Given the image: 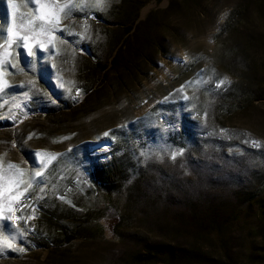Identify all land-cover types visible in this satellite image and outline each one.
<instances>
[{
    "label": "rangeland",
    "instance_id": "rangeland-1",
    "mask_svg": "<svg viewBox=\"0 0 264 264\" xmlns=\"http://www.w3.org/2000/svg\"><path fill=\"white\" fill-rule=\"evenodd\" d=\"M43 2L59 23L29 56L0 0V264H174L135 259L154 242L219 264V231L220 264H264V0Z\"/></svg>",
    "mask_w": 264,
    "mask_h": 264
},
{
    "label": "trees",
    "instance_id": "trees-1",
    "mask_svg": "<svg viewBox=\"0 0 264 264\" xmlns=\"http://www.w3.org/2000/svg\"><path fill=\"white\" fill-rule=\"evenodd\" d=\"M173 2H174V0H169L168 8L172 6ZM152 16H153V14H152V12H150L143 21L138 22V24L135 25L134 29L135 28L139 29V27H141V25H146L150 21ZM134 18H135V15L131 19V22L134 20ZM124 28H125V32H128L129 30L132 29V26L128 25L127 27H124ZM136 35H138L139 38L141 37V36H139L140 35L139 33H136ZM141 38L143 39V44H145V46H146V43H147L146 37H141ZM144 38H145V41H144ZM136 50L139 51L140 48H139V50L136 48ZM136 50H134V52H136ZM114 64L116 65L117 62L115 61ZM129 169H134V162L131 159L130 154L124 152L120 156L111 157L110 160H108L107 162H104L102 164H98L95 167L94 178L96 179V181L98 182L99 185L102 183L103 187L106 190H111L112 185H114V183L118 181L119 176H123L124 174L126 175V173L128 172ZM216 222H217L218 226L221 228V230L223 228L229 229V225H225V223H221L219 221H216ZM218 234H220L219 235L220 238H218V239H219V241H221V244H220L221 254H220V257L218 258L217 263H219V262L222 263V261L225 257L230 259L231 254H230V248L224 242V236H223L222 231L221 232L219 231ZM151 244L152 245L147 246L146 253H140L139 252L138 254H136V256H134L138 262H145L146 260H149V259H151L152 261H160L161 260L160 257L163 256L164 258H167L169 260V262H167V263L178 264V261H181L179 259L182 256H183L182 258H184L185 261L188 262L189 259H191V257L202 253L201 251L199 252V251H196L195 249H193V250H189L190 252L184 256L183 250H181L177 246L171 245L169 243L154 242ZM202 254H204V253H202ZM204 255H206V254H204ZM220 259H222V260H220Z\"/></svg>",
    "mask_w": 264,
    "mask_h": 264
},
{
    "label": "snow or ice",
    "instance_id": "snow-or-ice-1",
    "mask_svg": "<svg viewBox=\"0 0 264 264\" xmlns=\"http://www.w3.org/2000/svg\"><path fill=\"white\" fill-rule=\"evenodd\" d=\"M8 8H9V16L11 18L10 23L7 27L8 33V43L12 44L13 40L19 42L23 41V48L27 51L29 56L34 55L33 52V44L39 43L41 47H43V42L36 39L37 36L47 35L50 33L51 29L47 27V25L52 24L53 22L59 23L58 19V11L54 9L51 12L46 11L48 8L47 3H44L43 0H31L32 4L38 5L35 10H29V12H21L20 5L14 2V0H7ZM105 0H95V3L91 5V7H95L99 10H103ZM24 7H28L27 4L23 5ZM72 5H69L71 7ZM76 7H83L85 5H75ZM58 9L64 10L63 5H58ZM37 13H39L37 15ZM37 21L41 22L39 29L36 28ZM225 83L224 80L220 81V84ZM5 83L2 79H0V88L4 87ZM219 86V85H218ZM27 95V94H25ZM104 135H108V133H104ZM37 156L40 155L39 152L36 153ZM16 165L10 164L9 168H15ZM36 175H40L39 172ZM18 197H13L12 199H17ZM11 202V201H10ZM8 212H11L12 209L8 208ZM10 219L13 224L16 223V218L13 216L5 217ZM0 245L13 249L15 245L12 242L11 237H4L0 234ZM23 251V249H20Z\"/></svg>",
    "mask_w": 264,
    "mask_h": 264
},
{
    "label": "bare ground",
    "instance_id": "bare-ground-1",
    "mask_svg": "<svg viewBox=\"0 0 264 264\" xmlns=\"http://www.w3.org/2000/svg\"><path fill=\"white\" fill-rule=\"evenodd\" d=\"M164 72V71H163ZM164 74V73H163Z\"/></svg>",
    "mask_w": 264,
    "mask_h": 264
}]
</instances>
